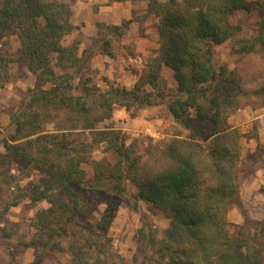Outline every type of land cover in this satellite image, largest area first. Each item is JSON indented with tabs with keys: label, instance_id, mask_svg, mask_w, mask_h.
<instances>
[{
	"label": "trees",
	"instance_id": "obj_1",
	"mask_svg": "<svg viewBox=\"0 0 264 264\" xmlns=\"http://www.w3.org/2000/svg\"><path fill=\"white\" fill-rule=\"evenodd\" d=\"M144 1L159 20L157 59L146 81L129 90L86 86L79 91L73 73L85 68L94 52L88 48L79 57V42L67 43L73 30L71 5L0 0V40L10 34L17 38L15 62L34 77L29 101L10 118L12 131L0 133L5 152L0 155V264H9L11 250L33 248H38L37 264H264V228L245 217L247 222L231 233L227 221L230 207H240L242 138L228 119L264 97V78L248 88L235 69L214 64L215 47L240 30L231 23L240 11H256L259 23L253 40L235 41V52L258 51L264 59V0ZM126 26L108 28L121 37ZM102 44L100 52L112 56L110 43ZM53 65L73 73L58 75ZM162 66L173 72L176 84L167 110L191 135L178 134L143 157L125 144L120 131L97 126L109 121L116 107L130 112L156 106L144 85L157 88ZM204 137L205 149L200 145ZM101 144L120 160L105 172L99 162L87 178L82 166ZM13 161L37 172L38 182L20 186L11 172ZM126 182L134 185L139 201L169 220L168 228L157 230L145 218L130 260L104 234L108 215L96 226L77 222L85 214L78 194L122 195ZM25 199L49 208L38 211L29 225L9 221L8 211Z\"/></svg>",
	"mask_w": 264,
	"mask_h": 264
},
{
	"label": "rangeland",
	"instance_id": "obj_2",
	"mask_svg": "<svg viewBox=\"0 0 264 264\" xmlns=\"http://www.w3.org/2000/svg\"><path fill=\"white\" fill-rule=\"evenodd\" d=\"M59 1L67 2L71 6L74 2H71V0ZM231 23L234 26H238L240 30L231 40L215 47L214 64L217 67L223 65L229 70L235 69L248 88L255 87L264 78V59L258 51L249 54H241L235 52L237 51V47L233 46L238 39L251 38L250 40H253L256 37L259 23L258 14L256 11L252 13L240 11L233 16ZM97 25H99L97 28L98 37L91 41L89 47L94 54L101 51L103 48L102 42L106 41L110 43L109 51H111L112 54L116 50L119 51L115 43L119 37L114 36L115 34L109 30L108 27L111 25L103 23ZM151 25L153 28L158 26V24L155 23ZM81 39L82 35L80 32L72 31L71 35L67 38V43L78 41L80 44ZM93 46L97 47L93 48ZM18 49L19 41L13 34L0 40V84H3V88L0 89L1 136L7 135L12 131L13 126L10 122L11 116L18 113L20 109L27 104L34 89V77L32 74L15 62L18 57ZM156 59L157 56L156 58L150 59L149 65L153 66ZM88 63L89 60L85 68L79 71L77 70L74 73L72 69L61 70L54 65L53 69L58 75L73 73L72 80L79 91L83 90L86 86H96L100 91H106L109 87H114L107 81V78L99 75L97 71H93L87 65ZM159 72L160 76L157 88L154 90L149 85H144V90L152 96L153 102L164 103L167 106L171 101V95L175 93L176 84L172 81L170 72H166V70L161 71V68ZM143 82L144 80H141L139 84ZM250 103V105L243 109L250 108L251 115H258L259 118L253 120L251 127L243 130L241 133V141L249 142V140H253L254 142L264 143V97L253 99ZM118 108L119 107H116L114 109L112 121H105L99 124L97 128H119L120 130L118 131H120L121 135L124 137L125 144H132L135 150L143 157H145L150 147L158 148L163 144H168L178 134H181L183 137L191 135L190 131L185 130L184 126L181 124L175 123L169 112L162 108H157L156 110L149 108L150 112H145L144 119H142L141 116L142 108L132 109L130 112L120 117L115 111ZM236 112H234L229 119H231ZM156 117H159L161 121L156 120ZM148 120L151 121L150 125L145 123ZM46 129L52 130V127L47 125ZM147 129L149 131H146ZM207 144L208 139L204 137L203 140L200 141V145L205 149ZM261 147L264 148V146ZM263 148H260V146L257 148L258 153L254 156L255 160L252 162L251 160L246 161L245 159H240L237 171L240 185L241 178H245L247 176L246 173L252 168L264 166ZM0 155H5L1 146ZM119 160L118 155L114 151L108 149L105 144H101L91 155L90 162L83 165L82 168L85 171L86 177L91 178L99 162H102L101 170L105 172L106 170L111 171ZM11 172L20 179V186H26L28 188L29 183L36 184L40 179V175L37 172L17 161H13ZM78 196L82 200L85 214L80 216L77 222L80 224L89 223L92 226H96L104 215H108L110 217V223L107 225L104 234L111 239L114 250L126 260H130L135 252L136 233L142 227L145 218H147L149 223L157 230H164L169 226V220L166 219L162 213L150 210L146 203L136 198V189L134 185L129 182L125 183V193L122 195L111 194L109 197H102L98 192H89L87 194H78ZM48 208L49 205L45 202L33 205L29 200L25 199L20 202L17 207L11 208L8 211L7 219L14 223L29 225L35 220L38 211ZM237 216L241 217L240 223L236 221ZM245 217H247L250 222L258 225L259 228H264V215L260 214L259 217L252 218L243 208L240 209L239 207L231 206L227 213V221L231 233L236 231V226H241L245 221L247 222ZM37 253L38 248L19 249L16 251L11 250L9 251L8 263L37 264Z\"/></svg>",
	"mask_w": 264,
	"mask_h": 264
},
{
	"label": "crops",
	"instance_id": "obj_3",
	"mask_svg": "<svg viewBox=\"0 0 264 264\" xmlns=\"http://www.w3.org/2000/svg\"><path fill=\"white\" fill-rule=\"evenodd\" d=\"M102 23L111 26L127 23L123 35L115 41L119 51L113 52L112 56L99 51L94 54L87 65L99 75L107 78V81L114 87L119 86L129 90L141 80L145 82L150 72L149 61L156 58L159 49L158 29L151 25L158 24V18L148 13L147 1L75 0L71 6V24L72 31L80 32L82 35L78 50L79 57L90 47L91 41L98 37L97 24ZM164 70L170 72L172 81L175 82L173 72L162 66L161 71ZM149 108L153 110L162 108L168 111L166 104L158 103L156 106L142 108V119H144L145 112H150ZM115 111L119 117L127 114L123 108ZM258 118V115H251L250 108H248L238 110L228 120V124L242 133L245 128L251 127L254 119ZM155 119L161 121L159 117ZM112 120L111 118L109 121ZM145 123L150 125L151 121L148 120ZM111 129L120 130L114 127ZM263 144V142L258 143L253 140L241 141V159L251 160V162L255 160L254 156L258 153L257 148L259 146L263 148L261 147L264 146ZM246 175L245 178H241L239 208H243L252 218L259 217L260 214L264 215V191H262L264 190V166L252 168ZM240 220L241 217L237 216V223H240Z\"/></svg>",
	"mask_w": 264,
	"mask_h": 264
},
{
	"label": "built area",
	"instance_id": "obj_4",
	"mask_svg": "<svg viewBox=\"0 0 264 264\" xmlns=\"http://www.w3.org/2000/svg\"><path fill=\"white\" fill-rule=\"evenodd\" d=\"M136 61L139 62L138 59H136Z\"/></svg>",
	"mask_w": 264,
	"mask_h": 264
}]
</instances>
